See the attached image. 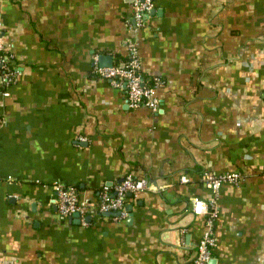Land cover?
<instances>
[{
  "label": "crops",
  "instance_id": "1",
  "mask_svg": "<svg viewBox=\"0 0 264 264\" xmlns=\"http://www.w3.org/2000/svg\"><path fill=\"white\" fill-rule=\"evenodd\" d=\"M0 0V264H188L204 229L202 174L236 172L215 198L208 264H264V0ZM156 109L129 108L92 62L127 58ZM100 63V64H99ZM126 174L147 188L124 218L56 212L54 183L82 200Z\"/></svg>",
  "mask_w": 264,
  "mask_h": 264
},
{
  "label": "built area",
  "instance_id": "2",
  "mask_svg": "<svg viewBox=\"0 0 264 264\" xmlns=\"http://www.w3.org/2000/svg\"><path fill=\"white\" fill-rule=\"evenodd\" d=\"M152 6L153 0H132V29L135 30L142 27L144 15ZM125 51L127 61L122 65L98 66L96 57H94L91 69L93 75L106 79L114 88H123L126 104L129 108L144 106L150 110L156 109L157 99L154 96V86L144 85L139 73L136 47L132 41L125 43ZM0 52H3L1 44ZM6 56L8 58L11 57L8 53ZM0 67H2L1 57ZM11 77L12 72L10 71L0 73L1 81L7 82ZM202 180L204 186L210 192V198L207 201H202L197 197H192L190 201L192 214L204 217V229L194 245V255L188 264H208L211 259V250L215 245L212 225L217 214L215 198L218 189L222 183L238 185L242 178L236 172H224L218 175L204 172ZM147 187V182L144 178H135L130 174H126L111 190L103 186L94 199L87 201L78 197L77 191L73 186L54 183L56 212L64 217L77 214L82 225L87 224L85 217L90 215L117 213L114 218H124L126 197L131 194L134 195Z\"/></svg>",
  "mask_w": 264,
  "mask_h": 264
},
{
  "label": "trees",
  "instance_id": "3",
  "mask_svg": "<svg viewBox=\"0 0 264 264\" xmlns=\"http://www.w3.org/2000/svg\"><path fill=\"white\" fill-rule=\"evenodd\" d=\"M6 52H0V57L2 59V67H0V73L5 72L7 73L8 71H12L11 68V62H10V58H8ZM127 61V58L124 60L123 63H125ZM116 65V64H115ZM144 85H147V82L143 81Z\"/></svg>",
  "mask_w": 264,
  "mask_h": 264
},
{
  "label": "water",
  "instance_id": "4",
  "mask_svg": "<svg viewBox=\"0 0 264 264\" xmlns=\"http://www.w3.org/2000/svg\"><path fill=\"white\" fill-rule=\"evenodd\" d=\"M100 60L102 61L101 62V64H100V66H103V67H107V66H111V61H110V56H105V55H100L99 57H98V62H100ZM105 215L106 214H112V215H115V214H117V213H104ZM72 217H76V218H78V215L77 214H72L71 215ZM85 220L87 221V220H89V217H85ZM210 261V260H209ZM209 263V262H208Z\"/></svg>",
  "mask_w": 264,
  "mask_h": 264
}]
</instances>
